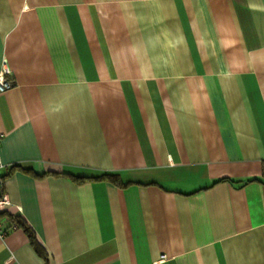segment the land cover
<instances>
[{"label":"crops","instance_id":"crops-1","mask_svg":"<svg viewBox=\"0 0 264 264\" xmlns=\"http://www.w3.org/2000/svg\"><path fill=\"white\" fill-rule=\"evenodd\" d=\"M4 59V211L46 260L4 219L0 264H264V0H0Z\"/></svg>","mask_w":264,"mask_h":264},{"label":"trees","instance_id":"trees-1","mask_svg":"<svg viewBox=\"0 0 264 264\" xmlns=\"http://www.w3.org/2000/svg\"><path fill=\"white\" fill-rule=\"evenodd\" d=\"M56 174H67V173H62V172H55ZM262 175H264V173H262ZM73 180L75 181H83L85 179H89V178H95V179H107L111 182H114L118 185H124L125 183H122L119 175L117 173L114 172H110V171H103L102 173H100L97 176H73V175H69ZM248 180H256L255 177L248 179ZM0 215H5L7 219H9L11 221L12 224H14L15 228L19 227L21 228L27 235L29 242L31 244V246L33 247V249L35 250V252L40 255L44 260H46V254L43 250V248L40 246V244L38 243L37 239L35 238V235L33 233V231L31 230V228L22 220L21 217H19V215H14L12 216L11 214L6 213L5 211H1Z\"/></svg>","mask_w":264,"mask_h":264},{"label":"built area","instance_id":"built-area-1","mask_svg":"<svg viewBox=\"0 0 264 264\" xmlns=\"http://www.w3.org/2000/svg\"><path fill=\"white\" fill-rule=\"evenodd\" d=\"M14 80L11 75V70L6 64V60H2V64L0 67V91L7 89L11 86H13ZM0 166H1V161H0ZM11 202L7 196V194L3 191V178L0 174V212L4 211L6 209V206L10 205ZM14 216V215H12ZM7 219L5 215H0V225L1 222ZM14 226V224H12ZM6 233V229L0 228V235L3 236Z\"/></svg>","mask_w":264,"mask_h":264}]
</instances>
